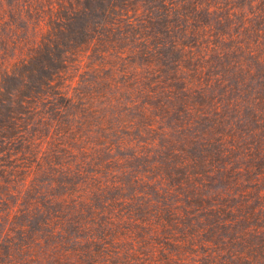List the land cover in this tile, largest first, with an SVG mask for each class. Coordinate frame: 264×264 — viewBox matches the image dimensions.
<instances>
[{
    "label": "trees",
    "instance_id": "1",
    "mask_svg": "<svg viewBox=\"0 0 264 264\" xmlns=\"http://www.w3.org/2000/svg\"><path fill=\"white\" fill-rule=\"evenodd\" d=\"M0 264H264V0H0Z\"/></svg>",
    "mask_w": 264,
    "mask_h": 264
}]
</instances>
